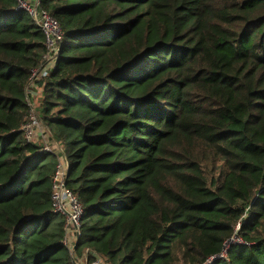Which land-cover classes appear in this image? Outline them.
I'll return each mask as SVG.
<instances>
[{"label": "trees", "instance_id": "16d2710c", "mask_svg": "<svg viewBox=\"0 0 264 264\" xmlns=\"http://www.w3.org/2000/svg\"><path fill=\"white\" fill-rule=\"evenodd\" d=\"M37 1L61 30L52 64L0 0V264H264V0ZM32 109L58 153L24 138Z\"/></svg>", "mask_w": 264, "mask_h": 264}, {"label": "built area", "instance_id": "2783aa9c", "mask_svg": "<svg viewBox=\"0 0 264 264\" xmlns=\"http://www.w3.org/2000/svg\"><path fill=\"white\" fill-rule=\"evenodd\" d=\"M19 6L27 10L29 14L39 23L44 37L47 48V53L44 59L52 64L53 56L51 52L56 50V42L61 39V30L58 22L49 15L46 11L38 7V1L34 6H23L22 1L18 0ZM21 1V2H20ZM46 67L39 70H33L32 76L39 77L47 72ZM34 109L31 110L29 120L22 125L24 138L31 141L28 135L31 134V128L37 122V114ZM45 149V148H44ZM48 150V149H47ZM67 172V162L62 157L57 158L56 169L51 177L52 180V210L60 213L64 218V235L63 242L67 244L70 234L79 236V222L82 214V206L76 195L65 183V176ZM234 239V238H233ZM68 245V244H67ZM69 246V245H68ZM70 247V246H69ZM71 250V248H70ZM100 258H96L92 264H99Z\"/></svg>", "mask_w": 264, "mask_h": 264}, {"label": "rangeland", "instance_id": "374dc122", "mask_svg": "<svg viewBox=\"0 0 264 264\" xmlns=\"http://www.w3.org/2000/svg\"><path fill=\"white\" fill-rule=\"evenodd\" d=\"M21 2V1H20ZM37 3V0H23L22 4L23 6H34ZM41 90V89H40ZM39 96L36 94V97ZM38 104V102H37ZM33 113L35 114V112L33 111ZM28 138L33 141L36 142L40 145H42L43 148L48 149V150H53V151H58V147L56 146L55 142L52 140V138L50 137V133L47 130V128L41 123V121L39 119H37V122L34 126H32L31 128V134L28 135ZM77 239L76 235H69L67 244L70 246L71 248V253H73L72 249L74 246V242ZM235 242H239V238L234 237L233 239ZM78 261H84V257H78L77 258ZM99 264H103L102 261H100Z\"/></svg>", "mask_w": 264, "mask_h": 264}, {"label": "crops", "instance_id": "0c3cea01", "mask_svg": "<svg viewBox=\"0 0 264 264\" xmlns=\"http://www.w3.org/2000/svg\"><path fill=\"white\" fill-rule=\"evenodd\" d=\"M40 91H41L40 88H37L35 90H30L29 91V95H30L31 99L33 100L32 101V105L33 106L37 105L38 99L40 97ZM36 94L39 95V96L36 97ZM56 152L58 153V151H56Z\"/></svg>", "mask_w": 264, "mask_h": 264}]
</instances>
